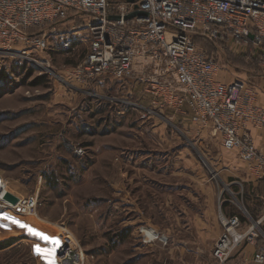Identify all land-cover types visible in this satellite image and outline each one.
<instances>
[{"label":"rangeland","instance_id":"rangeland-1","mask_svg":"<svg viewBox=\"0 0 264 264\" xmlns=\"http://www.w3.org/2000/svg\"><path fill=\"white\" fill-rule=\"evenodd\" d=\"M86 24L87 15L72 13L31 28L49 34L50 47L25 56L0 45V212L60 241L67 237L72 255L63 261L66 247L57 264L76 256L78 264H218L213 247L222 216L243 217L247 209L261 217L263 187L208 129H187L173 109L160 111L166 120L143 119L114 100L128 93L139 100L146 96L141 87L125 90L103 79L81 91L74 72L90 48ZM66 37L73 39L70 48ZM196 43L220 63V80H245L264 105V46L200 35ZM8 192L18 200L38 193L37 209L16 214ZM12 233V225L0 227V241L16 238L0 249V264H38L37 239Z\"/></svg>","mask_w":264,"mask_h":264},{"label":"built area","instance_id":"built-area-1","mask_svg":"<svg viewBox=\"0 0 264 264\" xmlns=\"http://www.w3.org/2000/svg\"><path fill=\"white\" fill-rule=\"evenodd\" d=\"M72 13L87 15L90 31L89 51L74 72L81 91L88 92L103 79L117 81L125 90L141 87L146 96L139 100L130 93L114 100L141 111L143 119L166 120L160 111L167 109L188 114L217 136L224 149L236 151L255 180H264V105L258 91L243 79L221 81L220 63L196 43L200 35L264 46V0H0V45L20 56L45 51L49 34L31 28L64 21ZM72 43L69 37L63 41L65 48ZM252 129L262 132L261 145ZM38 203L39 194L34 193L8 208L33 214ZM263 221L264 214L256 219L247 209L243 217L223 215L213 247L216 262L229 264L252 244L253 257L242 254L243 261L264 264ZM67 239L63 236L58 248L61 257ZM71 249L69 244L66 254Z\"/></svg>","mask_w":264,"mask_h":264},{"label":"crops","instance_id":"crops-1","mask_svg":"<svg viewBox=\"0 0 264 264\" xmlns=\"http://www.w3.org/2000/svg\"><path fill=\"white\" fill-rule=\"evenodd\" d=\"M237 79V78H236ZM236 79H234V80H232L231 82H233V81H235ZM221 81H223V80H221ZM223 82H225V81H223ZM231 82H229V83H231ZM226 83H228V82H226ZM185 111H189V108L188 107H186L185 108ZM173 113H174V117L179 121V122H181L183 125H185L186 127H187V129H189V128H192V129H195L196 127H195V123H193V121L191 120V118H190V116L188 115V114H180V113H177V112H175V111H173ZM195 124V125H194ZM194 125V126H193ZM252 132H253V134H254V136L256 137V141L258 142V144H262L263 143V135H262V132L260 131V130H257V129H252ZM192 156V155H191ZM190 156V157H191ZM186 161H190V163H193V160L190 158H186ZM250 175H251V173H250V171L248 172ZM252 176V175H251ZM253 181H254V184L255 185H259V186H262L263 187V192H264V180H257V182H255V178L253 177ZM263 199H264V196H263ZM17 214V213H16ZM22 222V221H21ZM23 223L24 224H27L26 222H24L23 221ZM27 225H29V224H27ZM29 226H31V227H33V228H35V229H38V230H40V231H42V232H44V233H46V234H48L49 236H54V237H58V235L56 234V233H53V232H48L47 230H45L43 227H41V226H39V225H37V224H30ZM12 228H13V230H14V233H12L13 235H18V234H25L26 236H28L29 238H33V239H37V242H34V245H37V244H39L41 247H50V245H46L43 241H41V240H39L37 237H35V236H33V235H31L26 229H24V228H21V227H17V226H15V225H12ZM59 238V237H58ZM32 239V240H33ZM61 243H62V241H61ZM34 245H33V248H34ZM61 245V244H60ZM59 248V247H58ZM58 248H57V250H56V252H55V256H54V259H55V262H56V264H57V256H58ZM255 250H256V247L254 246V245H252V244H247V245H245V248H244V253H242V254H245L246 255V257H249V258H251V257H253V255H254V252H255ZM34 254H35V256L37 257V259H38V264H46V262H45V260L41 257V256H39V255H37L35 252H34ZM242 254L240 253V258L239 259H237V261H238V264H246L244 261H243V259H242ZM230 264V263H229Z\"/></svg>","mask_w":264,"mask_h":264},{"label":"snow or ice","instance_id":"snow-or-ice-1","mask_svg":"<svg viewBox=\"0 0 264 264\" xmlns=\"http://www.w3.org/2000/svg\"><path fill=\"white\" fill-rule=\"evenodd\" d=\"M7 221V223H3ZM10 225H15L26 229L31 235L37 237L39 240L43 241L46 245L50 247H41L39 244L34 245V252L41 256L46 264H56L54 256L57 248L60 246L61 241L58 237L49 236L48 234L35 229L27 224H24L16 217L9 215L6 212H0V227L8 228Z\"/></svg>","mask_w":264,"mask_h":264},{"label":"bare ground","instance_id":"bare-ground-1","mask_svg":"<svg viewBox=\"0 0 264 264\" xmlns=\"http://www.w3.org/2000/svg\"><path fill=\"white\" fill-rule=\"evenodd\" d=\"M8 193H11V192H8ZM7 193V194H8ZM12 194V193H11ZM3 198V197H2ZM146 231V235L148 236V237H155V235H156V233H154V231L153 230H145ZM72 255V252L71 253H68L67 254V256L65 257V258H63V261H65V263H66V261H69L70 260V256ZM80 259V256L78 257V256H76V258L72 261V263L71 264H78V260ZM65 263H63V264H65ZM80 264V263H79Z\"/></svg>","mask_w":264,"mask_h":264},{"label":"trees","instance_id":"trees-1","mask_svg":"<svg viewBox=\"0 0 264 264\" xmlns=\"http://www.w3.org/2000/svg\"><path fill=\"white\" fill-rule=\"evenodd\" d=\"M218 41V40H217ZM221 41V40H219ZM209 54V53H208ZM210 55V54H209ZM212 57H214L213 55H210ZM215 58V57H214ZM259 217V216H258ZM257 217V218H258ZM255 218V217H254ZM256 218V219H257ZM14 241H16V238H8V239H4L2 241H0V249H4V248H7L9 246H12L14 244Z\"/></svg>","mask_w":264,"mask_h":264},{"label":"water","instance_id":"water-1","mask_svg":"<svg viewBox=\"0 0 264 264\" xmlns=\"http://www.w3.org/2000/svg\"><path fill=\"white\" fill-rule=\"evenodd\" d=\"M141 14H144V13H141ZM251 37L253 38L254 37V35H251ZM6 198L8 199V200H11V201H13V202H17V200H18V198L16 197V196H14L13 194H11V193H8L7 195H6Z\"/></svg>","mask_w":264,"mask_h":264}]
</instances>
